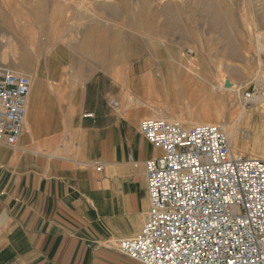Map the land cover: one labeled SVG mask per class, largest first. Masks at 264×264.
Masks as SVG:
<instances>
[{"label":"rangeland","instance_id":"374dc122","mask_svg":"<svg viewBox=\"0 0 264 264\" xmlns=\"http://www.w3.org/2000/svg\"><path fill=\"white\" fill-rule=\"evenodd\" d=\"M241 1L236 0L234 7H241ZM112 3L113 0H103L101 3H98V0L69 2L73 8L79 4L88 6V10L94 8L97 13L95 17L89 11L64 14L62 5L57 0H44V2L43 0H0V65L27 72L26 74H30L31 78L34 76L49 107L56 86L59 87L57 91L60 95L63 86L65 88L63 94L69 96L70 86L73 84L64 83L61 79L64 75L76 74L81 67L77 59H74L76 56L82 55L81 61L83 59L86 62L89 56L93 60L94 55L96 65L103 61L105 52L90 48L102 46L100 43L93 44L90 34L104 32L103 29L94 31L92 28L102 27L97 23V18L106 17V73L117 79L122 87L121 97L111 96L119 101L118 113L122 118L129 120L131 113L140 112L137 127L138 132L141 133L139 124L145 118L167 117L168 120L180 122V116L189 118L193 113L198 117L202 112L210 109L208 107L210 105L221 112L219 120L223 123L219 124H223L226 129L228 128L226 124L235 125L238 120L236 124L240 129L236 140L233 142L231 140L233 150L248 157L264 159V113L261 112L264 111V104L245 103L249 97L245 93L255 94L253 92L256 88L261 89L256 78L264 75V66L259 60L262 57L264 62V0H253L254 7L243 13L244 15L237 13L234 17L223 18L225 24L223 23L221 28L211 27L208 23L210 21L199 15V9H196L193 15L189 13L188 9L196 5L192 0H180L179 3H182L184 11L179 10L180 12L174 15L172 13L174 8L170 9L172 10L170 13L169 9H165L166 1L163 0H140L138 10L127 9L126 15L102 9V4L110 6ZM24 12H26L25 18ZM173 20L188 23L191 28L172 27L166 22ZM82 21L92 26L86 29L78 27L79 22ZM136 23H142V27L135 26ZM249 27L253 29L254 36L249 35L251 34V31L248 32ZM6 38L7 42L3 41ZM136 41L142 43V48L148 50L130 51L119 48H122V43L132 44ZM152 43L162 44L166 50L150 46ZM171 43L177 44L174 47L177 48L176 50H167V47L173 48ZM60 45L67 50H62ZM110 46L111 50H107ZM49 47L53 50H48ZM189 49H193L194 53H189ZM65 54L69 56L66 64L58 70V65L65 58ZM176 54H179L180 58H177ZM173 59L181 64L174 72L167 66L172 64ZM245 69L250 70V74L245 78L241 77L243 73L242 75L235 73L237 70ZM57 70L59 79L55 80ZM231 78L243 87L241 93L237 90L228 91L224 86L222 88L225 79L226 84L233 83ZM34 98L31 97L33 104ZM65 101L68 102V98L64 99V103ZM244 104L247 109L252 108L254 110L252 113L256 114V119L251 124L241 123L239 120ZM63 119L70 121L73 116H64ZM48 120H53V117ZM258 123L263 125L259 126ZM182 124L185 127L192 126L188 121ZM257 136L262 140V145H255ZM45 138L43 140L45 142L61 144L62 155L71 160L77 159L76 131L51 132ZM21 139H23L22 134L19 143L22 142ZM62 142H66L67 145L64 146Z\"/></svg>","mask_w":264,"mask_h":264},{"label":"crops","instance_id":"0c3cea01","mask_svg":"<svg viewBox=\"0 0 264 264\" xmlns=\"http://www.w3.org/2000/svg\"><path fill=\"white\" fill-rule=\"evenodd\" d=\"M97 20L103 26L92 30L104 32L90 37L102 46L90 48L103 50V61L96 65L94 55L86 62L82 55L76 56L81 67L61 79L73 84L69 96L63 94V86L60 95L56 86L50 110L47 102L38 110L42 123L36 134L24 136L15 146L0 144V264H141L113 245L140 232L150 205L144 161L161 150L138 132L140 112L125 120L118 113L120 106L112 104L118 100L111 96L121 97L122 87L106 73V17ZM85 22L78 27L92 26ZM166 22L181 29L190 26L178 20ZM171 44L173 48L167 50H176L177 44ZM142 46L136 41L119 48L148 50ZM150 46L166 50L159 43ZM68 57L65 54L58 70ZM179 65L173 59L167 66L174 72ZM66 98L69 101L64 103ZM68 115L73 119L64 120ZM62 130L77 132L76 160L61 154V144L43 141Z\"/></svg>","mask_w":264,"mask_h":264},{"label":"built area","instance_id":"2783aa9c","mask_svg":"<svg viewBox=\"0 0 264 264\" xmlns=\"http://www.w3.org/2000/svg\"><path fill=\"white\" fill-rule=\"evenodd\" d=\"M31 85L0 65V144L18 143ZM139 128L161 153L144 161L142 228L117 240V250L141 264H264V159L236 153L223 124L150 117Z\"/></svg>","mask_w":264,"mask_h":264},{"label":"bare ground","instance_id":"6f19581e","mask_svg":"<svg viewBox=\"0 0 264 264\" xmlns=\"http://www.w3.org/2000/svg\"><path fill=\"white\" fill-rule=\"evenodd\" d=\"M2 1V0H1ZM9 1V0H8ZM48 1V0H47ZM61 3L62 5V10H63V13L64 14H72L74 12H81V11H89L91 12L95 17H97V13L96 11H94V8L91 10V8L88 10V6H84L83 4H79V5H76V8H73V6H70L69 2L71 0H57ZM81 1V0H80ZM103 1V0H102ZM102 1L98 0V3H101ZM163 1H166V7L165 9H169V12L171 13L172 10H170L171 8L173 9V15L174 14H177L179 13L180 11L179 10H183L182 9V3H179L180 0H163ZM193 1V4L196 2V5H193L191 8L188 9V12L189 13H193L196 11V9H199V15H202L204 16L206 19H208L210 22H208L209 24H211L210 26L215 28V27H222L223 26V23L225 24V22L223 21V18H226V17H234L237 13H240L243 14L249 10H251L254 5L252 4V1L253 0H242L241 3H242V6L241 7H234V4L236 2V0H192ZM195 1V2H194ZM44 2V0H43ZM56 2V1H54ZM84 2V1H83ZM73 3V2H72ZM140 3V0H113V3L109 6L108 4H102V9L103 10H112L113 12L115 13H118V14H122V15H126L127 13V9H130V10H138V6ZM76 4V3H75ZM86 5V3H85ZM185 6V5H184ZM56 9V8H55ZM61 10V11H62ZM184 11V10H183ZM168 12V13H169ZM198 12V11H197ZM84 13H82L84 15ZM111 13V12H110ZM196 13V12H195ZM249 13V12H248ZM91 14V15H92ZM114 14V13H113ZM131 14V13H130ZM193 15V14H192ZM244 15V14H243ZM80 16V15H79ZM82 17V16H81ZM208 17V18H207ZM250 17V16H249ZM135 18V17H134ZM203 18V19H205ZM201 19V18H200ZM205 19V20H206ZM94 20V19H93ZM90 21V20H89ZM88 21V22H89ZM227 21V20H225ZM231 21V20H230ZM85 22V21H84ZM94 22V21H93ZM250 22V21H249ZM80 23V22H79ZM95 23V22H94ZM247 23V22H246ZM81 24V23H80ZM227 24V23H226ZM255 24V23H254ZM254 24H251V25H254ZM257 24V23H256ZM84 25V24H82ZM81 25V26H82ZM86 25V24H85ZM91 24H89L90 26ZM98 25V24H97ZM124 25V24H123ZM122 25V26H123ZM128 26V24H126ZM80 26V25H79ZM100 26H103V25H100ZM134 26V25H133ZM137 27L141 28L142 27V23L138 24L136 23ZM194 27V25H192ZM250 26V25H249ZM85 27V26H84ZM96 27V26H95ZM126 27V26H125ZM146 27V26H145ZM190 27V26H188ZM237 27V26H236ZM239 27V26H238ZM252 27V26H251ZM88 28V27H87ZM118 28V27H117ZM191 28V27H190ZM257 28V26H256ZM91 29V28H90ZM131 29V28H130ZM247 29V28H246ZM251 29V30H250ZM95 30V29H94ZM220 30V29H219ZM97 31V30H96ZM193 31V30H192ZM247 31V30H246ZM251 31V34L249 35H253V29L252 28H248V32L250 33ZM139 32V31H138ZM245 33V32H244ZM264 33V32H263ZM258 34V32H257ZM261 34V33H260ZM5 36V35H4ZM3 36V37H4ZM262 36V35H261ZM264 36V35H263ZM246 37V36H244ZM2 38V37H1ZM264 38V37H263ZM154 39V38H153ZM202 40V39H201ZM259 40V39H258ZM3 41L7 42V38ZM164 41V40H162ZM161 41V42H162ZM249 41V40H248ZM257 43V42H256ZM255 43V45H256ZM250 44V43H249ZM262 44V43H260ZM201 45V44H200ZM254 45V44H253ZM262 46V45H261ZM260 47V46H259ZM241 48V46H240ZM254 48V47H253ZM231 48H229L230 50ZM237 49V48H236ZM235 49V51H236ZM243 49V48H242ZM11 50V49H10ZM48 50L52 51L53 48L52 47H49ZM55 50V49H54ZM233 50V48H232ZM231 50V52L233 53V51ZM7 51V50H6ZM236 53V52H235ZM238 54V53H237ZM246 57V55H244ZM248 58V57H247ZM249 60V59H248ZM260 63L262 65H264V62H263V58L261 57L260 59ZM193 67V66H192ZM244 68V67H243ZM248 69V68H247ZM15 71H18L20 73H23V74H26L27 72H24V71H19V70H15ZM264 72V71H263ZM235 73L237 74H241L243 73V78H245L246 76H248L250 74V70H243V71H235ZM28 75V74H27ZM30 76V74H29ZM231 77V76H230ZM31 78V76H30ZM33 79V82H32V85H31V91H30V95H29V100H28V105H27V115H26V119H25V123H24V126H23V129H22V137L24 136H27V135H35L36 132L35 130L38 129V126L40 125L41 122V115L37 114L38 113V110L39 109H42L44 108V105H45V101H44V93L39 89V82L35 79H34V76H32L31 80ZM124 79V78H123ZM127 79V78H126ZM232 79V82L231 84H226V79H225V83L224 85H222V88H227L228 91H234V90H237V92L241 93L242 89L243 88L242 86H239L238 84H236V82L234 81L233 78ZM256 79H258V86L261 88V89H257L256 93L255 94H250L249 97L246 99L245 103H251L253 105H257V104H264V75H259ZM125 85V84H123ZM131 86V85H130ZM224 86V87H223ZM127 87V85H126ZM220 87V86H219ZM257 92H258V95H257ZM34 96L35 98V101H34V104L32 103V99L31 97ZM248 96V95H246ZM47 105V104H46ZM48 109L50 108V106L48 107V105L46 106ZM210 109H207L206 111L202 112L201 115H199L198 117L196 115H193L191 114L189 116V118H185V117H179V121L175 120L176 122H179L181 125H183L182 123L184 122H189L191 123L192 126L194 125H198V124H203V123H216V124H219V123H223V122H220L219 120V117L221 116V112H219V110H216V109H213L214 107H210V105L208 106ZM213 109V110H212ZM251 110L247 109V107L245 106V104L243 105L242 109H241V114L239 116V120L240 122H246L247 124H251L252 121H254L256 119V114L255 113H252V108H250ZM262 113H264V111H261ZM162 119H167V117H164ZM171 119V118H170ZM238 121V120H237ZM236 121V123H237ZM239 122V123H240ZM235 125H227V134H228V137L230 139V141L232 140L235 141L236 140V137H237V134H238V130L240 129V126L238 124ZM42 125V124H41ZM184 126V125H183ZM191 127V126H190ZM38 131V130H37ZM21 137V136H20ZM33 137V136H32ZM28 138V137H26ZM35 138V137H34ZM20 140V139H19ZM23 140V139H21ZM255 145H262V140L257 136L255 138ZM37 153V152H36ZM133 237V236H132Z\"/></svg>","mask_w":264,"mask_h":264}]
</instances>
